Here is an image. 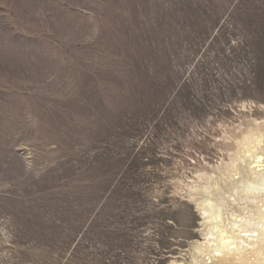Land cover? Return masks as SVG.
<instances>
[{"label": "rangeland", "instance_id": "obj_1", "mask_svg": "<svg viewBox=\"0 0 264 264\" xmlns=\"http://www.w3.org/2000/svg\"><path fill=\"white\" fill-rule=\"evenodd\" d=\"M258 124L264 0H0V264H204Z\"/></svg>", "mask_w": 264, "mask_h": 264}, {"label": "bare ground", "instance_id": "obj_2", "mask_svg": "<svg viewBox=\"0 0 264 264\" xmlns=\"http://www.w3.org/2000/svg\"><path fill=\"white\" fill-rule=\"evenodd\" d=\"M236 145L233 159L191 185L190 197L213 250L204 264H264V125L243 132ZM215 172L221 179L216 180ZM228 196L236 198L234 203L243 202V208L223 218L220 202ZM208 218L210 226L205 225Z\"/></svg>", "mask_w": 264, "mask_h": 264}]
</instances>
